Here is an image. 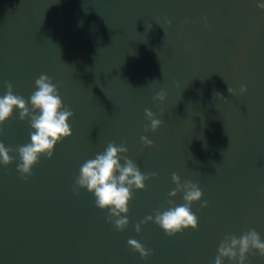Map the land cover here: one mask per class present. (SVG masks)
Listing matches in <instances>:
<instances>
[{
  "label": "water",
  "instance_id": "obj_1",
  "mask_svg": "<svg viewBox=\"0 0 264 264\" xmlns=\"http://www.w3.org/2000/svg\"><path fill=\"white\" fill-rule=\"evenodd\" d=\"M261 3L0 0V96L11 82L31 108L35 80L45 74L75 113L73 135L27 180L17 153L11 165L0 164V264H214L226 234L255 229L264 240ZM160 91L163 103L154 100ZM145 109L163 121L158 131L145 132ZM3 128L6 147L31 142L30 118L21 121L18 109ZM145 135L153 147L141 143ZM110 142L126 146L144 174L158 173L135 191L122 232L93 194L72 190L80 166ZM173 173L198 184L209 202L192 205L198 230L169 237L150 221L137 233L136 224L167 209L169 199L183 203V193L168 195ZM129 239L153 255L145 260ZM248 264L264 258L249 253Z\"/></svg>",
  "mask_w": 264,
  "mask_h": 264
},
{
  "label": "clouds",
  "instance_id": "obj_2",
  "mask_svg": "<svg viewBox=\"0 0 264 264\" xmlns=\"http://www.w3.org/2000/svg\"><path fill=\"white\" fill-rule=\"evenodd\" d=\"M257 6L264 10V3ZM168 24L171 26L170 20ZM35 88L36 90L30 96L31 108L28 100L15 94L11 82L7 83L6 94L0 96V134H3V126L13 117L17 109L20 120L26 121L30 118V127L34 130L30 132L31 142L15 149L6 147L0 140V164L5 167L11 165L16 159L12 153H17L19 158L17 171L20 173V178L24 180L33 175V168L40 162L42 156L52 159L56 146L73 135L69 121L75 113L70 106L64 105L58 85L49 76L41 74L35 80ZM247 91V86L241 85L239 94L243 95ZM228 92L231 96L237 95L236 89L231 87H228ZM214 97H219L225 102L228 99L219 92L215 93ZM166 98V92L160 91L154 100L163 103ZM145 112L146 118L150 121V125L145 126V132L158 131L163 121L158 119L151 110L145 109ZM161 114L163 115V112ZM141 143L146 147L154 146L146 135L141 137ZM126 153H128L126 146L117 145L115 142L108 143L102 153H97L94 159L86 160L80 166L79 175L72 189L77 195L82 189L93 194L95 206L108 211L109 215L106 219L121 232L130 223L127 214L130 212L135 191L146 190V182L158 177L156 172L144 174L132 159L124 155ZM172 180L176 188L168 195L174 198L179 193H183V203L176 204L173 199H169L167 209L156 210L154 216L149 215L136 224L137 233L142 231V224L150 221L156 223L169 237H174L188 229L198 230L199 217L193 213L192 205L199 202L201 208L206 209L209 207V202L203 200L204 193L198 184L191 180L182 182L181 177L176 173L172 174ZM128 245L145 260L153 255L151 250L135 239H129ZM256 252L264 258V240L255 229L246 231L239 237L226 234L219 244L214 264H225L226 259L232 264H248L249 253L255 255Z\"/></svg>",
  "mask_w": 264,
  "mask_h": 264
}]
</instances>
